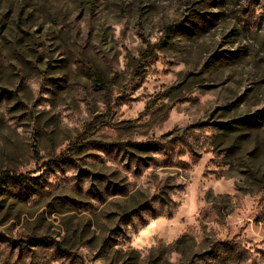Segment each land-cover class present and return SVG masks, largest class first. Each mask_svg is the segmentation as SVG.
<instances>
[{"label":"rangeland","instance_id":"1","mask_svg":"<svg viewBox=\"0 0 264 264\" xmlns=\"http://www.w3.org/2000/svg\"><path fill=\"white\" fill-rule=\"evenodd\" d=\"M0 264H264V6L0 0Z\"/></svg>","mask_w":264,"mask_h":264},{"label":"trees","instance_id":"2","mask_svg":"<svg viewBox=\"0 0 264 264\" xmlns=\"http://www.w3.org/2000/svg\"><path fill=\"white\" fill-rule=\"evenodd\" d=\"M237 1L238 0H215L218 7L230 5V4L235 3ZM243 1L249 2L252 5H260L261 4L264 6V0H243ZM213 16L216 17V15H213ZM205 19H208V18H205ZM209 20H211V19H209ZM182 27H183V25L180 24L179 22L167 24L166 27L164 28V32H165V34L174 33V32L179 31Z\"/></svg>","mask_w":264,"mask_h":264}]
</instances>
